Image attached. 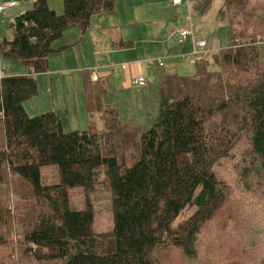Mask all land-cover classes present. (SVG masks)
Masks as SVG:
<instances>
[{"label": "trees", "instance_id": "16d2710c", "mask_svg": "<svg viewBox=\"0 0 264 264\" xmlns=\"http://www.w3.org/2000/svg\"><path fill=\"white\" fill-rule=\"evenodd\" d=\"M62 2L57 14L34 0L0 37V60L29 73L0 79V264H264V0H223L216 17L232 44L201 56L193 75L163 70L150 127L120 120L104 104L108 78L84 71L88 126L68 132L61 111L30 117L24 103L66 47L54 42L115 0ZM48 166L57 183L44 185ZM98 184L113 223L102 234L88 198ZM71 188L85 191L80 210Z\"/></svg>", "mask_w": 264, "mask_h": 264}, {"label": "rangeland", "instance_id": "374dc122", "mask_svg": "<svg viewBox=\"0 0 264 264\" xmlns=\"http://www.w3.org/2000/svg\"><path fill=\"white\" fill-rule=\"evenodd\" d=\"M47 4L55 13L61 14L63 12L62 0H47ZM187 6L186 4L178 7L173 6L172 0H149L142 6L144 15L140 19L138 18V23L126 24L115 21L117 22L115 24L113 19L111 21L99 16L98 19L100 21L94 22L92 26L89 24L85 31L76 27L68 28L63 32L62 37L53 44L54 47H66L61 52L53 53L57 59L52 67L55 69L66 68L68 63L63 60L64 57L62 58L66 53L71 55V63H73V59L75 60L76 54H79L77 57L82 61L85 59L90 62L92 64L91 67L96 66L95 68H97L101 66L102 69L98 67L96 73L101 78H108L107 92L103 99L104 104L115 106L118 109L120 120H134L136 124L142 125L146 129L154 122L158 108L156 85L159 76L163 73V69L157 67L156 60L165 59L163 57V47L158 43L166 40L168 47L172 51L181 49L183 46L190 48L191 45L192 47L190 39H187L190 41L186 40L184 43L179 42L178 32L186 24L187 28L193 29L195 42H199L200 37L208 39L209 46L207 52L209 53L211 52L209 47L217 51L227 48L232 44L226 21H219L216 17L218 11L223 6V0H191V3ZM31 7L32 2L29 3V9ZM148 10L153 12L152 17L146 14ZM112 15L114 14L111 12L108 14V17ZM119 35L123 36V40H132L134 47L124 50L115 48L113 42L119 41ZM112 36L116 37V39L113 40ZM143 46L146 49V53L143 51ZM92 53L96 54L92 55ZM200 58V55L188 56L186 57V62L193 64ZM144 60L155 61L150 64L148 76L146 77L147 84L149 85L144 88H138L132 84L125 88L122 87L125 71L121 70V66H124L125 69L129 67V63L131 62ZM49 68L51 67L48 63L47 72ZM209 69L215 71L216 67L210 64ZM23 70L28 71V68L21 65L18 61L3 57L0 60V73L2 76H5V73L11 74L10 76H21L18 73ZM194 72L195 68L191 66L179 69V73L181 74L193 75ZM44 74L46 73L37 75L44 76ZM44 79V77L41 78V82L43 83H38L36 79L39 94L34 98L35 100L32 103L44 104L45 101V105L37 106V104H30V106L27 102L26 113L30 117L50 110V107L47 106L50 86L47 83L44 89ZM77 100V103H73L68 109L69 118L65 117L66 120L64 119L63 122L64 132L87 129L82 101L80 97ZM76 108L78 117L76 115ZM40 174L44 185L57 183V175L52 166L42 167ZM98 181H102V175H100ZM68 194L71 208L80 210L85 206L86 194L84 190L71 188ZM88 198L94 210V232L102 234L111 231L113 223L110 213L109 193L98 184L96 190L89 194ZM192 211L193 208L189 207L182 214V218H186Z\"/></svg>", "mask_w": 264, "mask_h": 264}, {"label": "crops", "instance_id": "0c3cea01", "mask_svg": "<svg viewBox=\"0 0 264 264\" xmlns=\"http://www.w3.org/2000/svg\"><path fill=\"white\" fill-rule=\"evenodd\" d=\"M33 1L34 0H0L1 4L10 3V2L14 3L13 5L7 7V9L4 12L0 13V37H9L10 36L11 31L8 28L10 21L15 16H17V15L23 13V11L29 9V3L33 2ZM148 1L149 0H115V9L113 11H110V13L112 12L114 15H112L111 17H108V14H110V13H107V12L95 14V15L91 16L89 24L92 26L94 24V22L100 21V19H98L99 16L107 18V20L109 19L111 21L113 19L114 22L117 21L118 23H126V24L138 23L137 22L138 18L140 19L144 15V11L142 9V6L144 4H146ZM184 3L185 2L183 1L179 5H173V4L172 5L178 7V6H182V5L186 4V3L185 4ZM190 3H191V1H190ZM128 12H129V14H128ZM146 14H148L149 17H152L153 12L151 10H148ZM117 22H115V24ZM187 27L188 26L185 24V26H183L182 28L188 29ZM119 36H120L119 41L113 42L115 44V46H114L115 48L124 50V49H131L134 47V42L132 40H123V36L122 35H119ZM112 37H113V40L116 39V37H114V36H112ZM199 39H200V41H199L200 43L205 44L206 50L202 51L200 53H197V54H193V49H192L191 45H190V48L188 46H183V47H181V49H177L176 51H172L171 48L168 47L166 40L158 43L160 46L163 47V50H164L163 57H165V59L163 60L164 66L159 67L157 64V67L161 68L163 70L164 69L176 70V72H178V73H179V69H185V67H189V66L194 67V63L190 64V63L186 62V57L192 56V55H195V56L200 55V56L205 57L206 55H208V53H207V51H208L207 49L209 46L208 39H206V38L202 39L201 37ZM126 41H131L133 43L132 46H130L128 48H121L119 46V44L121 42H126ZM187 41H190V40H187ZM209 48H210L209 50L214 51V49H212V47H209ZM143 51L144 52L146 51L144 46H143ZM95 54L96 53H92V55H95ZM78 55L79 54H76L75 60L73 59V63H71L70 62V60H72L71 55H69V53L64 54L62 56V58L64 57L63 60L68 64H67V67L63 68V69L53 68L52 66L54 65L57 57H55L54 54L49 55L48 56V58H49L48 63H49V66L51 68H49V71L46 72V74H44V76H39V75L35 76L38 83H43V82H41L42 77H44L47 80V82H46V80L44 79V89H45L47 83H48V86H50L49 102L47 105L50 107V110H48L47 112L52 111V110L61 111L64 114V116L67 117V119L69 118V113H68L69 107L72 106L73 103L76 104L78 101L77 99H79V97L82 101V104H83V107L85 110L84 95H83V90H82V74H83V72L89 71L90 73H92V71L94 70L96 73L97 68L101 67V66H98L97 68H95L96 66L91 67L92 64L90 62L86 61L85 59L82 61L79 57H77ZM152 62H154V61L153 60H144V61H140V62H131V63H129L128 68L124 69L121 67V70L125 71V76H124V81L122 82V87L125 88L128 86H131V84L133 85V83H132L133 79L138 77V76H143L146 78L148 76L147 74H148L149 66ZM101 69H102V67H101ZM18 74H20L21 76H24V75H27L29 73H28V71L23 70V71L19 72ZM4 75L10 76L11 74L5 73ZM96 75H97V77L101 78L98 73H96ZM184 75H186V74H184ZM34 98H32L31 100H28L24 103L25 111H26V107H27V105H26L27 102H28V105H30V104H37V106L45 105V101H44V104L32 103L35 100ZM76 115L78 117L77 108H76ZM84 116H85L86 121H87L86 125L88 126V118L86 116V112H85ZM65 117H64V119L66 120ZM70 122H71V120H70Z\"/></svg>", "mask_w": 264, "mask_h": 264}, {"label": "built area", "instance_id": "2783aa9c", "mask_svg": "<svg viewBox=\"0 0 264 264\" xmlns=\"http://www.w3.org/2000/svg\"><path fill=\"white\" fill-rule=\"evenodd\" d=\"M183 1L186 3V5H189L191 0H172V4L173 5H179ZM13 4H14L13 2L3 3V4L0 3V13L4 12L7 9V7H9ZM178 38H179V42H182V43H184L187 39H190L192 41L193 54H197V53H200V52L206 50V46L204 43L195 42L193 29L188 28V29L180 30L178 32ZM156 62H157L159 67L164 66L162 59H158V60H156ZM121 67L124 68V66H121ZM2 77L3 76L0 73V79H2ZM97 78L98 77H97L95 71L93 70L91 73L92 81H96ZM132 83L135 87H138V88H144L148 85L146 78L143 76H138V77L134 78Z\"/></svg>", "mask_w": 264, "mask_h": 264}]
</instances>
